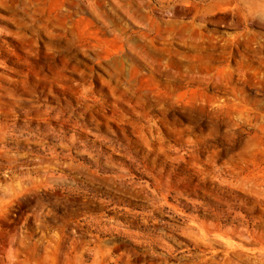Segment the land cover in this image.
I'll return each mask as SVG.
<instances>
[{
  "label": "rangeland",
  "instance_id": "374dc122",
  "mask_svg": "<svg viewBox=\"0 0 264 264\" xmlns=\"http://www.w3.org/2000/svg\"><path fill=\"white\" fill-rule=\"evenodd\" d=\"M0 264H264V0H0Z\"/></svg>",
  "mask_w": 264,
  "mask_h": 264
}]
</instances>
